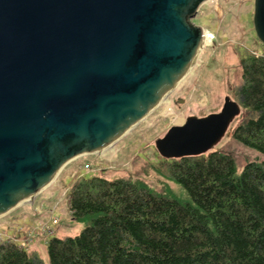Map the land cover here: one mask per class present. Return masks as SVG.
Returning a JSON list of instances; mask_svg holds the SVG:
<instances>
[{
	"label": "water",
	"instance_id": "obj_1",
	"mask_svg": "<svg viewBox=\"0 0 264 264\" xmlns=\"http://www.w3.org/2000/svg\"><path fill=\"white\" fill-rule=\"evenodd\" d=\"M209 0H0V218L33 202L76 158L99 154L190 73ZM254 28L264 44V0ZM241 114L189 117L156 141L167 160L205 155Z\"/></svg>",
	"mask_w": 264,
	"mask_h": 264
},
{
	"label": "trees",
	"instance_id": "obj_2",
	"mask_svg": "<svg viewBox=\"0 0 264 264\" xmlns=\"http://www.w3.org/2000/svg\"><path fill=\"white\" fill-rule=\"evenodd\" d=\"M240 66L241 122L233 137L264 155V53H242ZM158 167L188 201L131 179H76L68 207L86 226L78 236L47 241L49 264H264V162L247 164L240 177L234 158L221 151L159 157ZM0 264L43 263L6 240Z\"/></svg>",
	"mask_w": 264,
	"mask_h": 264
},
{
	"label": "rangeland",
	"instance_id": "obj_3",
	"mask_svg": "<svg viewBox=\"0 0 264 264\" xmlns=\"http://www.w3.org/2000/svg\"><path fill=\"white\" fill-rule=\"evenodd\" d=\"M254 5L255 0H209L203 4L193 22L204 34L210 32L213 40L205 43L185 79L123 139L104 152L74 159L33 202L0 218V241L15 240L29 253L36 254L43 264H49L47 241L52 237L78 236L86 226L73 220L68 207L70 187L82 176L140 181L156 193L188 201L189 195L181 185L158 167L161 156L156 141L189 117L220 112L226 98L238 102L237 93L242 85L241 54L264 53V44L254 28ZM238 117L210 152L230 154L240 177L247 164L264 162V155L234 139L233 131L241 122V116ZM32 229L37 233H29Z\"/></svg>",
	"mask_w": 264,
	"mask_h": 264
},
{
	"label": "bare ground",
	"instance_id": "obj_4",
	"mask_svg": "<svg viewBox=\"0 0 264 264\" xmlns=\"http://www.w3.org/2000/svg\"><path fill=\"white\" fill-rule=\"evenodd\" d=\"M212 40H213L212 34L210 32H205L204 37H203V41H202L201 50L200 51H202L204 49L205 43L208 44Z\"/></svg>",
	"mask_w": 264,
	"mask_h": 264
},
{
	"label": "built area",
	"instance_id": "obj_5",
	"mask_svg": "<svg viewBox=\"0 0 264 264\" xmlns=\"http://www.w3.org/2000/svg\"><path fill=\"white\" fill-rule=\"evenodd\" d=\"M29 233L35 234V233H37V230H35V229L29 230ZM1 241H2V240H1ZM1 241H0V242H1Z\"/></svg>",
	"mask_w": 264,
	"mask_h": 264
}]
</instances>
